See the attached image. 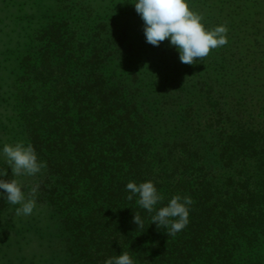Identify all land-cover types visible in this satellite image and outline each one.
Returning <instances> with one entry per match:
<instances>
[{
	"label": "trees",
	"instance_id": "1",
	"mask_svg": "<svg viewBox=\"0 0 264 264\" xmlns=\"http://www.w3.org/2000/svg\"><path fill=\"white\" fill-rule=\"evenodd\" d=\"M214 1L208 8L218 12L205 26L226 25L228 43L210 51L217 59L196 58L194 71L180 67L169 41L142 63L132 37L119 32L121 14L106 29L100 14L70 3L73 20L52 13L43 57L20 73V131L46 162L43 200L72 264H104L122 251L135 264H264V93L249 86L264 55L248 59L241 44L239 0ZM226 65L244 86L229 81ZM129 181H152L163 196L157 208L190 197L187 225L167 235L151 224L154 212L127 199Z\"/></svg>",
	"mask_w": 264,
	"mask_h": 264
},
{
	"label": "rangeland",
	"instance_id": "2",
	"mask_svg": "<svg viewBox=\"0 0 264 264\" xmlns=\"http://www.w3.org/2000/svg\"><path fill=\"white\" fill-rule=\"evenodd\" d=\"M133 2L135 0H67L66 2L64 0H0V147L21 141L26 144V135L20 131L24 120V115L21 113V95L18 93L22 87L19 80L20 73L25 70L32 72L33 67L38 66L43 53L42 37L45 35L43 32L46 30V25L56 19V17L51 18L52 13L58 14L59 19L69 16L67 3L73 4L78 10L90 11L94 16L100 14L102 17L100 22L107 24L106 29H109L114 16L121 14L119 32L124 31L127 36L132 37V41L136 43L134 45L141 51L142 63L145 61L152 63V60L149 61V56L154 53V46L146 42L144 21L136 12ZM189 3L191 9L202 16L205 25L211 22L209 12L212 11L213 14L218 12L213 7L208 8L216 3L214 0H189ZM234 8L236 7L233 6V11ZM126 10L134 13L124 14ZM236 14L238 16L236 32H243L244 39L241 44L247 47L245 51L249 54L248 59L262 57L264 55V0H239ZM69 19L73 20L71 16ZM247 19L251 24L243 26L242 21ZM123 23L127 25V29L121 26ZM92 25L93 20L89 27ZM32 37L35 41L29 46ZM168 41L166 38L161 43ZM246 43L249 45L246 46ZM122 51L124 53L123 49ZM131 55L132 52H128L125 56L130 58ZM210 56L213 59L218 58L211 54L206 57ZM177 60L180 67L184 69L185 65L191 69L193 67L199 69L196 66L199 64L197 60L192 64L180 63L179 58ZM170 63H173V59ZM225 68L229 70V74L231 72L234 74L229 81L234 84L235 77L236 83L245 85L246 80L239 79V75H235L237 71L232 70V66L226 65ZM252 74L251 71L250 90L264 93V66L259 68L255 75ZM42 81L41 85L47 84L46 80ZM31 89L32 93L37 91L34 92V88ZM151 98L154 96L151 95ZM37 99H42V96ZM165 112L170 114L169 109H165ZM0 162L7 165L3 157H0ZM42 175L41 169L35 175L15 177L26 192L30 193L34 187L37 189L35 208L30 215H16L15 209L19 205H11L7 201L0 205V264H72L67 254V241L55 234L60 229V225L52 216L54 209L43 200V188L40 184ZM2 178L9 181L13 179L12 170L8 169L7 174Z\"/></svg>",
	"mask_w": 264,
	"mask_h": 264
},
{
	"label": "clouds",
	"instance_id": "3",
	"mask_svg": "<svg viewBox=\"0 0 264 264\" xmlns=\"http://www.w3.org/2000/svg\"><path fill=\"white\" fill-rule=\"evenodd\" d=\"M136 12L144 21V35L146 42L153 46L166 38L176 47L182 63L192 64L196 58L204 59L212 49L228 43L227 26L217 25L207 28L200 14L193 11L189 0H135ZM0 157H3L8 168H11L14 178L5 180L7 169L0 170V198L6 199L11 205H19L15 209L16 215H30L35 208L34 187L30 193L15 177L20 175H35L46 166V162L38 158V154L30 143L17 142L4 144L0 147ZM128 192L127 199L136 197V203L149 213L151 224L163 228L167 235H174L181 231L188 223L191 198L180 195L172 196L166 205L156 206L163 196L152 181L137 184L129 181L125 185ZM133 222L137 228L143 226L141 217L135 212ZM104 264H135L134 258L126 251L119 255L108 257Z\"/></svg>",
	"mask_w": 264,
	"mask_h": 264
}]
</instances>
